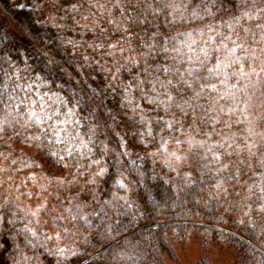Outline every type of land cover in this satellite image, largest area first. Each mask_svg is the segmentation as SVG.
<instances>
[{
	"label": "trees",
	"instance_id": "trees-1",
	"mask_svg": "<svg viewBox=\"0 0 264 264\" xmlns=\"http://www.w3.org/2000/svg\"><path fill=\"white\" fill-rule=\"evenodd\" d=\"M169 3L175 7L166 8ZM109 5L111 12L106 10ZM252 6L264 7V0H44L43 4L41 0H0V126L7 118L11 128L27 129L20 136L9 132L7 143L5 137H0V170L11 164L33 177L39 173L40 182L47 186L48 182L63 184L70 171H77L69 167L73 161L96 158L103 137L98 129L101 117L86 107L93 93L104 100L103 119L120 133L109 132L106 142L119 145V150L127 153L121 157L125 178L109 168L103 174L101 195L105 204L120 210L111 230L129 222L130 231L126 238L115 241L93 234L94 244L105 256L93 264H184L190 243L197 247V253L191 254L194 264H209L211 250L213 253L220 248L230 249L235 264H264V213L253 211L251 220L245 217L242 224L230 215L220 228L212 214L201 212L198 202L201 190L215 187L218 180L223 182L222 165L231 158L238 161L235 166L229 165L236 187L225 184V189L233 195L247 196L250 208L264 205V167L256 164V157H251L252 168L248 170L245 154L237 158L231 149L227 156L216 151L221 136L228 131L220 124L222 118L238 134L251 125L254 114L248 106L234 102L244 99L240 90L247 81L232 75L238 66L229 67L241 53L240 48L235 53L229 51L240 43L234 33L242 34L243 28L251 24L244 20L235 24L232 17L241 16ZM193 11L199 15H192ZM229 23L233 27L229 28ZM201 31L205 35L192 45L189 37L195 39ZM153 33H159L155 39L160 44L166 43L169 48L174 45L185 57L193 55L189 45L202 55L199 47L208 36L218 46L206 64L210 68L220 61V75L201 81L216 85L215 90L201 94L207 101L205 120L211 122L201 121L198 126L207 137L201 133L183 137L185 147L189 140L200 142L190 145L195 150L198 180L192 171L177 167V157L185 153L176 151L173 139L183 136L194 113L189 107L183 113L171 106L166 110L160 102L164 99L160 82L173 78L161 66L179 67L186 60H172L160 54L158 46L157 52L144 55L149 51L144 44L153 43ZM258 38L248 39L247 47H256ZM98 44L104 47L98 48ZM133 57L134 64L129 62ZM203 74L207 75L206 68ZM260 88L264 91V85ZM169 89L177 101H181V95L184 99L192 95L187 89L181 95L171 86ZM125 95L130 99L126 100ZM10 96L14 97L11 101ZM9 103L15 105V110L8 107ZM177 116L183 128L179 132L166 129V124H174ZM129 180L137 181L135 187L129 185ZM169 180L172 183H166ZM73 187L69 181L66 189H61L68 196L67 210L72 211V217L78 211L86 216L87 200L82 192L73 193ZM233 212H239V207ZM119 215L123 216L119 219ZM131 223L140 227L132 230ZM64 225L63 219L46 217L38 235L46 232L54 239L36 243L32 222L11 202L7 206L0 202V243L4 244L0 264H7L3 253L14 245L19 249L20 264H76L73 259L79 240L73 243L68 239L69 228ZM28 239L34 243L28 245Z\"/></svg>",
	"mask_w": 264,
	"mask_h": 264
},
{
	"label": "clouds",
	"instance_id": "clouds-1",
	"mask_svg": "<svg viewBox=\"0 0 264 264\" xmlns=\"http://www.w3.org/2000/svg\"><path fill=\"white\" fill-rule=\"evenodd\" d=\"M43 2L44 0H41L42 4ZM97 7L104 10L101 5H97ZM111 9L112 5H109L106 10L111 12ZM261 9H264V7L257 9L255 6H252L248 10L249 15L244 17L243 20L245 22L250 21L251 24L243 28L242 34L239 33V44L244 45L242 55L239 59H243L244 53L246 52L249 63L245 71L253 72L255 75H252L250 79H245L247 85L240 90L244 99H235L234 102L248 106L249 111L254 113L251 116V125L240 129L237 134L231 131L232 125L227 124L222 118L220 124L228 131L225 136H221L219 147L216 148V151H221L225 156L228 155L229 149H231L232 153L237 158H239L242 153L245 154L244 162L248 170L252 168L251 157L253 156L256 157V164L260 167H264V91L260 88L261 85H264V11H261ZM234 34L236 35V33ZM204 35L205 33L201 31L195 39L190 36L189 39L191 40V44H197V40ZM217 35L219 36V32H217ZM257 36L259 37L257 46L253 48L247 47V40L256 38ZM205 44L208 56L207 61H209L210 56L214 55L213 49H216L218 46L212 43L208 38L207 41L204 42V45ZM97 47L103 48L104 45L98 44ZM130 48L131 46L129 45L128 50H130ZM193 55L201 61L205 59L204 54H196V50H194ZM125 60H128V57H125ZM129 62L134 64L136 60L133 57ZM60 70L63 71L64 69ZM115 71L119 73L120 69L117 67ZM236 71L238 73L239 69H236ZM68 82L71 84V80ZM76 86H79V81L76 82ZM124 98L126 100L130 99L128 95H125ZM205 103H207V101L203 100L202 97L193 100V105L196 106L194 113L195 118L192 123L188 125V128L184 130L182 137L173 138L176 151L185 153V155L177 159V167L192 171L195 180L199 179L196 175L198 169L196 167L195 150L192 149L190 145L192 143L199 144L200 142L189 140V146L185 147L183 146V137L191 136L193 133H201L198 122L203 121L205 124L211 122L205 120V116L207 115L204 109ZM177 104H179L180 107H177ZM86 107H88L92 113L101 117L98 123V129L103 139L99 141V149L96 158L76 160L69 165L70 169L78 170L74 173L70 171L66 175L63 184L59 182H48L47 186H45V183L39 180V173L33 177L28 172H21L11 164L5 165V170L0 171V197H2V201L0 202L5 206L11 202V204L19 208L24 216L32 222L33 226L36 228V231L32 232V236L37 237L36 243H39L42 239H54V237H49L46 232L38 235V233L42 232L43 222L46 217L55 216L58 219H63L65 221L64 226L69 228V232L67 233L68 239H72L73 243L79 240V245L73 259L76 264H93V261L99 262L105 259L104 254L100 252L99 248L96 247L93 242V234L99 233L108 240L115 241L121 237L126 238V234L130 231L127 226L129 222H122L120 228L116 231L111 230L114 223L118 221L115 218L120 210L105 204L101 195V193H104L102 183L104 179L103 174L108 172L109 168H112L120 177L125 178V172L121 170V157L127 155V153L121 152L119 150V145L114 146L106 142L109 132H113L115 135H120V133L115 132V129H112L107 121L103 119L102 113L105 104L100 96L95 93L89 95L86 101ZM171 107L179 109V111L183 113L185 108L189 107V105L184 104L182 100H174L171 102ZM197 112L200 114H197ZM213 119H215V117H213ZM174 124L176 127H174ZM174 124L172 123L173 126L171 128L167 126H165V128L173 129L176 132H179L180 129L183 128L178 116L174 118ZM163 130L165 129H162V131ZM26 131V128H24L23 131L11 128L6 118L4 124L0 126V137H5L6 139L4 142L7 143L11 139V136L24 135ZM213 131H216V129H213ZM9 132H11V136ZM201 134L204 135L205 138L207 137L206 132ZM169 135H171V133H169ZM217 135H220V133L217 132ZM105 156L108 157L107 160L104 158ZM236 163H238V161L228 158L222 165L225 173L223 182L221 183L218 180L215 187L209 186V190H201L202 196L198 201L201 212L212 214L211 218H213L214 223L220 228L224 227L227 223V217L230 215H234L235 220L242 224L244 223L245 217L251 220L253 211L257 214L264 213V205H261L258 209L256 207L255 209L252 207L250 208L247 203V196H243L240 193L233 195V193L225 189V184H228L229 187L232 188L236 187L235 178L231 176L232 169L229 168V165L235 166ZM97 169L99 171H97ZM217 171H220V169H217ZM61 175L65 174L61 172ZM29 181H32V183H28ZM69 181L74 184L73 193L78 195L82 192L83 198L87 200V204L85 205V209L87 210L86 216L78 211L76 215L72 217V211L67 210L68 205H66L65 202L68 200V196H66L61 189H66ZM128 183L135 187L137 181L129 180ZM166 183L172 182L169 180L166 181ZM240 187L242 188L243 185H240ZM28 191H31L33 196L31 204L27 202L26 193ZM177 194H179L178 191ZM238 196L240 197L239 199H237ZM73 199H76V195L73 196ZM72 207L74 208V205ZM234 207H239V212L234 213ZM201 212H197L196 215L200 216ZM122 216L123 215H119V219ZM135 220L136 218H131V221ZM139 227L140 225L138 223H131L132 230L138 229ZM153 227H155V225H153ZM33 233H35V235ZM61 235H65V233L62 232ZM33 243L34 241L32 239L27 240L28 245H32ZM2 249H4V244L0 243V250ZM18 254L19 249L14 245L11 249L9 248L3 253V258L7 261V264H20V261L17 259ZM117 256H119V252Z\"/></svg>",
	"mask_w": 264,
	"mask_h": 264
},
{
	"label": "snow or ice",
	"instance_id": "snow-or-ice-1",
	"mask_svg": "<svg viewBox=\"0 0 264 264\" xmlns=\"http://www.w3.org/2000/svg\"><path fill=\"white\" fill-rule=\"evenodd\" d=\"M166 8H172L175 7L173 4H165ZM206 11V14L208 15H214L210 11ZM261 11H264V9H261ZM192 15L197 16L199 13L193 11ZM249 15L248 11L242 12L241 16L238 17H232V21L235 24H239L244 17H247ZM202 18V17H201ZM229 28L233 27L232 23H229L227 25ZM209 32H211L213 29L211 26H208ZM159 33H153V43H146L144 44V47L148 49L149 51L146 52L144 55L149 56L153 53L157 52V46H158V52L160 54H165L169 57H171L172 60H176L177 57H180L181 59H185L186 63H181L179 67H177L175 64L171 65L170 67H162L163 71L166 73H169L170 75H173L172 79H167L166 81H161V86L163 88V96L164 99H162L160 102L164 104L165 109L168 110L171 106V102L175 100V97L173 95V92L169 89V86L171 88L176 90L177 95H181L186 89L190 90L192 92V95L184 99V97L181 95V100L184 104L189 105V108L192 110L193 113H195V107L193 105L194 99L201 98V94L204 93L206 90H215L216 85L214 83H207V82H201L202 80L207 81L212 77H218L220 75V68H221V62L217 61L216 64H214L212 67H207L206 61L208 59L207 52H206V44L199 47V52L204 54L205 59L203 61L199 60L194 55L184 56L181 53V50L176 48L174 45L169 48L166 43L160 44L159 41L155 39L156 36H158ZM236 35L239 37V32L236 33ZM208 39H212L211 36L208 37ZM235 44V42H233ZM109 47H115V45H109ZM236 48H240L241 53L240 56L237 57L234 61H232L231 64H229V67H232L233 65H236L238 67H235L233 69L232 75L233 76H239L243 79H250L252 75H255L253 72H246L245 67L248 66V59L246 52L244 53V58L239 59L242 55V50L244 49V45L242 44H235V47L229 49L230 52L235 53ZM195 49L191 47V45L188 46V51L193 53ZM122 51V50H121ZM172 53H175L176 55L173 56ZM243 60V62H242ZM207 69V75H204V69ZM236 69H239V72L237 73ZM227 74V73H225ZM175 81V82H174ZM220 83H224L223 80L220 81ZM20 85H16V88H19ZM14 97L10 96L9 100H13ZM222 99V97H221ZM23 103V102H22ZM177 107H180L179 104L176 105ZM8 107L10 109L15 110V105L12 103L8 104ZM223 110V109H221ZM167 127L171 128L172 122H168L166 124ZM179 159V157H177ZM117 183H120V181H117ZM35 235V233H33Z\"/></svg>",
	"mask_w": 264,
	"mask_h": 264
},
{
	"label": "rangeland",
	"instance_id": "rangeland-1",
	"mask_svg": "<svg viewBox=\"0 0 264 264\" xmlns=\"http://www.w3.org/2000/svg\"><path fill=\"white\" fill-rule=\"evenodd\" d=\"M3 170H5V169H1L0 171H3ZM28 183L31 184L32 181H29ZM26 196H27V202L29 204H31V202L33 200L32 192L28 191L26 193ZM1 199H2V197H0V200ZM196 253H197L196 245L194 243H190L187 246L184 264H194L195 257H194V255H191V254H196ZM166 264H173V263H169L167 261ZM209 264H235L234 255L232 254L230 249L220 248L219 251H215L213 253L211 250L210 263Z\"/></svg>",
	"mask_w": 264,
	"mask_h": 264
}]
</instances>
